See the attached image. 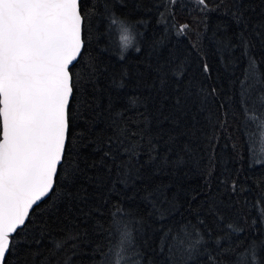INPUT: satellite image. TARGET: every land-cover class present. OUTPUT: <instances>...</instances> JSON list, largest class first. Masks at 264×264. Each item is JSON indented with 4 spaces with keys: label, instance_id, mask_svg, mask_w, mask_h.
<instances>
[{
    "label": "snow or ice",
    "instance_id": "1",
    "mask_svg": "<svg viewBox=\"0 0 264 264\" xmlns=\"http://www.w3.org/2000/svg\"><path fill=\"white\" fill-rule=\"evenodd\" d=\"M178 4L190 23L177 22ZM117 6L127 0H0V264L29 256L48 264L79 246L80 234L52 236L35 216L87 199L86 189L62 190L82 164L94 172L93 211L102 218L93 231L107 241L93 246L91 264H264V179L252 199L244 195V164L264 166V0H134L144 13L135 20ZM213 13L227 19L208 35ZM97 19L108 20L103 36L119 61L134 50L138 79L150 78L148 94L127 96L125 107L111 93L101 106L107 68L83 55L87 36L101 38ZM173 36L191 37L190 50L181 55ZM129 78L121 67L109 87L119 91ZM218 130L231 148L226 158L217 154ZM192 172L203 187L181 203L172 190ZM45 237L46 252L31 248Z\"/></svg>",
    "mask_w": 264,
    "mask_h": 264
},
{
    "label": "trees",
    "instance_id": "2",
    "mask_svg": "<svg viewBox=\"0 0 264 264\" xmlns=\"http://www.w3.org/2000/svg\"><path fill=\"white\" fill-rule=\"evenodd\" d=\"M152 3V0H144L145 6H148ZM134 9V0H127V7L117 6L115 11L119 14L129 13L131 14V19L135 20L137 17L144 16L143 12L133 11ZM102 11V9H101ZM148 15L151 16V22L154 26L156 23V14L155 10ZM193 15H198L197 13H193ZM176 19L178 23L191 22V18L187 13V8L184 11H180L179 4L177 5L176 10ZM226 17H222L215 13L211 14L208 19V35L211 34L213 29L215 28L217 22L221 20H226ZM108 26L107 19H97L93 25V32L99 33L101 38L99 42L95 40L93 36H87V39L91 41V44L88 46L86 52L83 54L87 57H95L97 66H105L107 68L106 72L101 73V77L99 80L100 87L105 89V94L101 100V106L107 104V93H111L113 97H119L116 100V107H125L126 106V97L127 96H136V95H147L149 92L148 87H146L147 82H141L138 79V72H142L143 65L141 64L139 69L137 68V63L141 61V55L135 53L134 50H129L126 53L125 61L121 62L118 59L119 49L115 46H110L108 42L105 40L103 33L105 32ZM189 38L181 37L179 41L176 40V37L173 36V42L179 43L180 53L183 54L186 48H189ZM204 44L207 48L208 58L210 63H215V56L212 54V46L208 43L207 39H205ZM107 48L108 51H101V49ZM121 67H126L130 73V78L126 81V87L117 91L115 88L109 87V79L113 73L118 74ZM229 123H232L229 121ZM239 122L237 121L236 124ZM81 127H84L81 124ZM99 127H102L100 125ZM167 127V125H165ZM235 127V124H233ZM153 130H155V124L153 125ZM179 131V129H177ZM231 132V129H229ZM219 135V145L217 146V154L218 157L226 158V154L231 152L230 147H225L228 143L227 138L225 137L222 130H218ZM233 141L239 139L240 143H243L242 138L239 137L238 133H234ZM184 137H181L183 140ZM245 153V159H248L247 150L243 149ZM98 159V156H97ZM81 167L84 169L83 174L78 178V180L71 185L70 187L62 190H67L72 193H76L81 191V189H86L87 199L85 201H81L79 199H66L62 202H59L57 206L52 209L50 212H46L44 214H39L35 216V219L46 222L49 233L55 237H61L65 234V231L71 230L74 233L80 234V240L78 242V247L73 248L71 246H65L61 251L57 252L54 257H52L48 264H64L66 258H70L69 264H91V255L93 246L97 243L102 244L103 246H107V241H105L103 235L94 234L93 228L96 220L102 219L100 216L96 215L93 211L94 205L97 203V198L94 195L95 189L89 183V177L94 174L93 170L87 169L83 164ZM236 165L229 164L230 169H234ZM245 175L247 176V184L250 186L251 191L245 193L249 199H252L254 194L258 192L256 184L259 183L261 179H264V166L261 165H253V170H249L248 164H244ZM217 175H219V169L217 171ZM164 179L167 181L168 177L165 176ZM203 176L197 175L195 172L189 174L186 179H182L180 183L174 188L172 191H179L180 201L181 203H186L188 196L196 191H200L203 187ZM260 188H264V184L260 185ZM50 202V198H46L41 202L40 207L44 208ZM193 203H196L195 201ZM127 206V205H126ZM183 210V209H181ZM107 211V206H105V212ZM33 214L30 213V216ZM38 229L34 230V234H38ZM87 233V235H83V233ZM71 243V242H70ZM39 247L43 252H46L47 249L51 248L52 245L48 243L47 237H45L44 241L41 245L37 246L35 244L31 245V248ZM152 247H155V241L152 242ZM29 249V245H21L19 252L24 253ZM160 259V257H157ZM12 264H17L16 259H13ZM20 264H32L31 257L27 258V261L24 259L20 260Z\"/></svg>",
    "mask_w": 264,
    "mask_h": 264
},
{
    "label": "water",
    "instance_id": "3",
    "mask_svg": "<svg viewBox=\"0 0 264 264\" xmlns=\"http://www.w3.org/2000/svg\"><path fill=\"white\" fill-rule=\"evenodd\" d=\"M46 199V198H45Z\"/></svg>",
    "mask_w": 264,
    "mask_h": 264
}]
</instances>
